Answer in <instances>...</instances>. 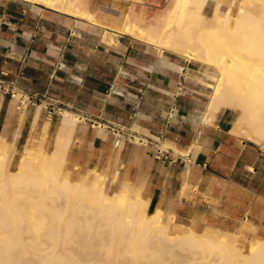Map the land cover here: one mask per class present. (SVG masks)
<instances>
[{"label": "crops", "instance_id": "crops-1", "mask_svg": "<svg viewBox=\"0 0 264 264\" xmlns=\"http://www.w3.org/2000/svg\"><path fill=\"white\" fill-rule=\"evenodd\" d=\"M239 2L206 0L202 13ZM200 73L198 63L127 36L109 44L98 26L0 0V80L36 96L19 106L0 91V141L12 145L11 163L42 137L50 151L59 111L67 110L79 117L67 153L72 176L119 168L141 189L149 213L173 216L176 232H264V151L231 132L238 111L208 113L211 90ZM113 127L148 144L115 147ZM155 146L166 153L157 156Z\"/></svg>", "mask_w": 264, "mask_h": 264}, {"label": "bare ground", "instance_id": "bare-ground-1", "mask_svg": "<svg viewBox=\"0 0 264 264\" xmlns=\"http://www.w3.org/2000/svg\"><path fill=\"white\" fill-rule=\"evenodd\" d=\"M19 1L98 26L109 44L127 36L198 63L211 90L208 113L238 111L231 132L264 151V0L224 11L217 4L209 17L206 0H108L113 17L100 15L94 0ZM59 112L52 149L43 137L35 147L28 142L14 171L7 170L12 145L0 141V264H264V235L245 253L238 234L176 232L173 216L149 213L129 180L109 191L111 180L94 168L73 180L67 153L79 117Z\"/></svg>", "mask_w": 264, "mask_h": 264}, {"label": "rangeland", "instance_id": "rangeland-1", "mask_svg": "<svg viewBox=\"0 0 264 264\" xmlns=\"http://www.w3.org/2000/svg\"><path fill=\"white\" fill-rule=\"evenodd\" d=\"M103 1V2H102ZM163 1V2H162ZM164 1L165 0H160L161 4L163 5L164 4ZM99 2V3H98ZM94 3H96L95 5H98L100 9H102V12H100L99 14L102 15V16H107L109 17V15H112L110 17H113L115 16L117 13L114 12V11H111V10H108L104 7H110L113 3H111L110 1L106 0H94ZM108 3V4H107ZM104 6V7H103ZM43 7V6H42ZM44 8V7H43ZM104 9V10H103ZM106 10V12H105ZM234 10V9H233ZM181 58V57H180ZM103 128V127H102ZM133 144H136V145H139L138 142H137V139L134 140ZM43 146L45 147V150L46 151H49L48 150V147L45 146V142L43 141ZM162 149H164V147L162 146L161 147ZM20 155V154H19ZM18 155V157H19ZM11 156H12V152L10 151L9 153V158H8V161H7V170L8 171H14L15 170V165H16V162H13L11 163ZM18 159V158H17ZM66 168H68V162H67V165H66ZM117 171L118 174H113L114 171ZM101 172H103V174L109 179L111 180V184H107V189L109 191H116L118 188H119V182L122 181V179H124L125 177L120 175L119 173V168L115 167L113 171L111 172H104L101 170ZM78 178V177H77ZM75 176H72V179L73 180H76L77 179ZM131 182V181H130ZM250 225V224H249ZM255 229V228H254ZM202 233H205V234H209L213 237H219V236H222V235H226V236H233L234 234H238L237 235V240H236V243L237 245L242 248V250L247 253L248 249H249V245L252 241H254L256 238H261L263 235H264V232H260L258 230L255 229V232L252 233L250 232L249 230H244L243 231V234L242 233H233V232H227V231H221V230H218V229H212V228H206L205 230L201 231Z\"/></svg>", "mask_w": 264, "mask_h": 264}, {"label": "built area", "instance_id": "built-area-1", "mask_svg": "<svg viewBox=\"0 0 264 264\" xmlns=\"http://www.w3.org/2000/svg\"><path fill=\"white\" fill-rule=\"evenodd\" d=\"M0 91L7 95L10 99L16 98V101L19 106H26L32 101H35L36 96H30L25 93H23L21 90L17 88V86L14 83H6L2 80H0ZM112 132V135L115 138V147H118L120 144L127 142L129 144L133 143L135 139H137L138 144L140 145H146L148 144L147 139L142 138H136L132 136L131 134H126L122 129L113 127L110 129ZM156 147V155L159 157H162L166 152L161 147Z\"/></svg>", "mask_w": 264, "mask_h": 264}]
</instances>
